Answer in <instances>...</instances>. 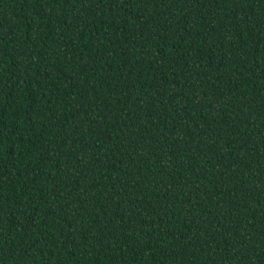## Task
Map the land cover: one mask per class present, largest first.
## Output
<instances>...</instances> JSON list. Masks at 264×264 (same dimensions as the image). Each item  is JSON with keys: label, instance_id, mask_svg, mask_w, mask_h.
Masks as SVG:
<instances>
[{"label": "trees", "instance_id": "trees-1", "mask_svg": "<svg viewBox=\"0 0 264 264\" xmlns=\"http://www.w3.org/2000/svg\"><path fill=\"white\" fill-rule=\"evenodd\" d=\"M0 264H264V0H0Z\"/></svg>", "mask_w": 264, "mask_h": 264}]
</instances>
